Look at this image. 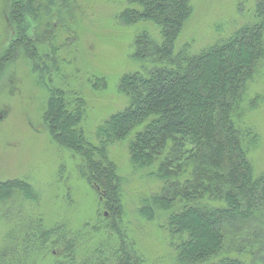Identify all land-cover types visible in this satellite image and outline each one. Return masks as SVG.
I'll list each match as a JSON object with an SVG mask.
<instances>
[{"label": "trees", "instance_id": "16d2710c", "mask_svg": "<svg viewBox=\"0 0 264 264\" xmlns=\"http://www.w3.org/2000/svg\"><path fill=\"white\" fill-rule=\"evenodd\" d=\"M128 2L132 8L120 15L122 23L150 22L161 36L160 44L145 33L134 41L133 57L156 63L146 75L120 79L118 91L129 106L97 129V144L80 128L82 100L54 90L42 115L52 141L81 159L79 174L97 194L98 216L77 231L29 218L30 227L0 251V264H40L36 259L46 257L52 264H144L121 228L122 181L108 156L124 141L131 167L161 184L140 200L137 216L162 222L178 264H264V250L254 246L262 242H256L259 229L264 232V171L249 158L260 136L247 120L251 104L244 106L264 66V0L256 1L251 23L197 54L186 47L174 52L192 13L190 0ZM39 3L12 1L8 18L16 38L0 56V74L21 55L41 62L26 28L27 16L38 19L46 9ZM14 198L37 200L26 181L0 182V205Z\"/></svg>", "mask_w": 264, "mask_h": 264}, {"label": "rangeland", "instance_id": "374dc122", "mask_svg": "<svg viewBox=\"0 0 264 264\" xmlns=\"http://www.w3.org/2000/svg\"><path fill=\"white\" fill-rule=\"evenodd\" d=\"M12 1L0 0V56L16 38L8 18ZM256 1L190 0L192 13L175 41L174 52L186 47L197 54L232 35L252 22ZM39 4L46 9H41L38 19L27 16L26 28L41 62L21 55L0 74V182L26 181L37 200L14 198L0 205V251L11 247L6 244L10 237L30 227V219L42 220L46 228L62 224L73 231L94 222L97 194L79 174L81 159L54 143L46 130L42 115L47 100L54 90L63 91L73 102L82 100L85 117L80 128L88 142L97 144V129L130 104L118 91L120 79L126 74L146 75L151 62L156 63L154 58L133 57L136 37L145 33L161 43L160 29L154 24L122 23L120 15L132 8L128 0H40ZM262 67L253 76L244 101L245 108L252 106L247 120L260 136L249 154L257 172L264 171ZM108 156L122 181L125 215L121 228L127 242H135L131 251L137 250L144 264H178L162 222H146L137 216L140 200L158 192L160 182L147 171L131 167L127 141L113 144ZM262 231L257 232L256 242H262L254 245L255 251L264 250ZM92 238L95 245L98 240ZM46 258L36 261L52 264Z\"/></svg>", "mask_w": 264, "mask_h": 264}]
</instances>
